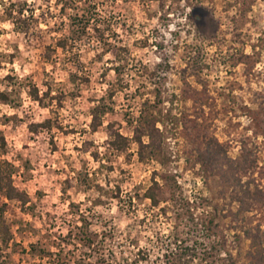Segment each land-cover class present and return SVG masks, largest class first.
I'll return each mask as SVG.
<instances>
[{"label":"rangeland","instance_id":"374dc122","mask_svg":"<svg viewBox=\"0 0 264 264\" xmlns=\"http://www.w3.org/2000/svg\"><path fill=\"white\" fill-rule=\"evenodd\" d=\"M0 183V264H264V0H0Z\"/></svg>","mask_w":264,"mask_h":264},{"label":"trees","instance_id":"16d2710c","mask_svg":"<svg viewBox=\"0 0 264 264\" xmlns=\"http://www.w3.org/2000/svg\"><path fill=\"white\" fill-rule=\"evenodd\" d=\"M0 188H2V185H1V183H0ZM150 199H152L153 201L155 200V198L154 197H149Z\"/></svg>","mask_w":264,"mask_h":264}]
</instances>
